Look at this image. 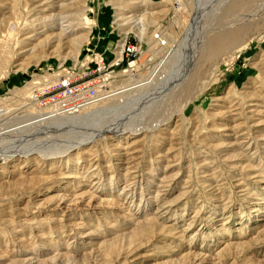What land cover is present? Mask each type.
<instances>
[{
  "label": "rangeland",
  "instance_id": "rangeland-1",
  "mask_svg": "<svg viewBox=\"0 0 264 264\" xmlns=\"http://www.w3.org/2000/svg\"><path fill=\"white\" fill-rule=\"evenodd\" d=\"M28 1L0 0L7 145L65 148L109 124L122 134L0 161V264H264V0L197 3L187 36L186 0H60L52 12L71 18L49 41L25 23ZM83 67L100 99L40 113L33 90Z\"/></svg>",
  "mask_w": 264,
  "mask_h": 264
},
{
  "label": "bare ground",
  "instance_id": "bare-ground-1",
  "mask_svg": "<svg viewBox=\"0 0 264 264\" xmlns=\"http://www.w3.org/2000/svg\"><path fill=\"white\" fill-rule=\"evenodd\" d=\"M187 1V3H189L191 6H192V4H193V6L195 7L194 8V11H195V13L193 14V18L191 19V22H190V24H189V27L186 29V30H188V32L187 31H185V35L187 36V35H189V30H190V28L191 27H195V29H197V23H198V20H199V17H200V8L199 9H196V6H197V3H199V5H202V3L205 1V0H186ZM195 1V2H194ZM221 1V0H220ZM29 2V4L30 5H27V11H28V13H29V15L27 16V18L26 19H28V18H30L31 17V19H29V20H26L27 22H25V23H31V22H35V23H38V29H37V33L38 34H41V35H43L44 37H48L49 39H48V41L51 39V37L53 36V35H55V34H53V32H49V33H47V31L48 30H53V29H59V32L61 33V31H63L64 30V28L66 27L67 28V26L69 25V23H68V19H70L71 17L69 16V15H62V14H60V13H54V12H52V9H54V8H58V7H60V6H62V4L60 3V0H29L28 1ZM27 4V3H26ZM220 4H218V6H219ZM200 7H202V6H200ZM257 13V12H256ZM255 13V14H256ZM123 18V17H122ZM124 19L127 21L128 20V23H129V21H131V20H133L134 19V16L133 15H126L125 17H124ZM139 20V19H138ZM241 20H245V19H243V18H241ZM237 23H238V21H237ZM13 28V27H12ZM202 30H204V28L202 29ZM197 32V31H196ZM193 36V35H192ZM194 36H195V32H194ZM31 36L30 35H26L25 37H23V39H21L20 40V42H22L24 45H28L29 44V38H30ZM200 37H201V35H200ZM202 37H204V36H202ZM204 38H206V37H204ZM211 39H212V41H216L217 39H218V37H214V36H212L211 37ZM47 41V42H48ZM165 43V42H164ZM163 44V43H162ZM135 66V65H134ZM167 84V83H166ZM165 84V85H166ZM169 84V83H168ZM171 84V83H170ZM148 84L146 83V86H147ZM147 88V87H146ZM142 89V88H141ZM100 92H101V90H100ZM99 92V93H100ZM142 92V91H141ZM194 92V91H193ZM134 93V92H133ZM137 93V92H136ZM140 93V92H139ZM135 95V94H134ZM99 96V97H98ZM97 97H96V99H94L92 102H91V104L90 105H92L93 103H95V102H97L99 99H100V96L101 95H98ZM139 96H141V95H139ZM146 96V95H145ZM187 96V99L188 98H190V96H188V95H186ZM126 97V96H125ZM192 97V96H191ZM128 98V97H127ZM129 98H131L130 96H129ZM133 98V97H132ZM139 98V97H138ZM138 98H137V100H138ZM123 99V98H122ZM121 100V99H120ZM125 100V99H124ZM131 100V99H130ZM129 100V101H130ZM142 100V99H141ZM114 101V100H113ZM126 101V100H125ZM134 101H136L135 99H134ZM140 101V100H139ZM139 101H137V102H139ZM131 103H132V101H131ZM90 105H87V106H90ZM123 105V104H122ZM86 106V107H87ZM86 107H83V108H86ZM80 108H76V109H71L69 112H71V111H74V112H76L77 110H79ZM105 109V107H100V108H97L96 110H94V111H92V112H90V113H87L86 115H84V116H79V115H75V114H73V115H70L68 118H64L63 120H60V119H62L61 117H58V119H59V122H62V124L61 125H52L53 126V129H58L59 130V128H61V127H66L67 125H68V123H70V124H72V126L74 125H76L77 126V124L78 123H80L79 121H85L84 119L85 118H87L88 119V117L90 118V117H95L96 115L97 116H99L100 114H101V112H103V111H106V110H104ZM73 112V113H74ZM40 113H43V114H50V113H47V112H40ZM69 114V113H68ZM78 114V113H77ZM256 114V113H255ZM58 114H56V116H57ZM40 117L42 116V115H39ZM38 115H37V117H38V119H39V121H42V118H40ZM56 116H55V114L53 115V117H51V118H54L55 120L57 119L56 118ZM96 116V117H97ZM167 116V115H166ZM169 116V115H168ZM49 117V116H48ZM95 117V118H96ZM102 117V116H101ZM8 118V117H7ZM46 118V117H45ZM167 117H164V119L163 120H165ZM47 119V118H46ZM45 119V121H47ZM75 119H77V121H74ZM168 119V118H167ZM6 120V119H5ZM4 120V121H5ZM160 120V119H159ZM2 122L1 124H0V161H10V160H8L9 158H13V157H15L16 155H19V156H24V157H26V155H29V154H32V153H34L35 155L37 154V155H40V156H42L43 158L44 157H47L48 159H51V158H58V157H62V156H64L67 152H69V151H71V150H74L75 148H77V147H80V146H86L87 144H88V141H86V140H89V139H92V137L93 136H100V135H102V133L103 132H110L111 134H115L116 135V137H119L121 134H122V131H121V129L120 128H118V127H115V126H112V125H108V126H106V127H100L98 130H96V128L93 130V132H94V134H90V135H87L84 139L85 140H81V141H79V142H77V143H75L74 145H68V146H66L65 148L62 146H59V145H56V146H58V147H54V148H41L40 146H36V145H34V146H29V144L28 143H26L25 142V144L26 145H20V143L19 142H17L16 144H14V146L13 147H11V146H9V145H7L8 143L5 141L6 140V136H9V135H12V134H14L15 133V131L13 130L15 127H16V125H8L7 123H6V121L5 122ZM44 121V122H45ZM127 121V120H126ZM131 121V120H130ZM169 121V120H168ZM87 122V121H86ZM159 122V121H158ZM164 122V121H163ZM42 123H43V121H42ZM47 123V122H46ZM105 123V122H104ZM139 122H137L136 124H134V125H132V127H130L129 128V132H130V134H137L138 132H137V130H141L142 128H144L145 126H141L142 124H138ZM161 123V122H160ZM44 124V123H43ZM42 124V126H44ZM106 124V123H105ZM113 124V123H112ZM28 125H31V126H33L32 124H28ZM144 125V124H143ZM159 125V124H158ZM157 124H153V125H150V126H148V127H150V128H156L157 126H158ZM47 126V125H46ZM45 126V127H46ZM94 126V125H93ZM126 126V125H125ZM139 126H141V127H139ZM9 127H11V128H9ZM48 127V126H47ZM82 127V126H81ZM31 129V131H32V128H30ZM48 129H50V127L48 128ZM227 129V128H226ZM29 130V129H28ZM96 130V131H95ZM48 131V130H47ZM17 132H18V130H17ZM90 133V132H89ZM16 134V133H15ZM29 134H31V132L29 133ZM79 134V133H78ZM46 135V134H45ZM104 135V134H103ZM110 135V134H109ZM26 136V135H25ZM27 136H28V133H27ZM30 136H32V134L30 135ZM115 137V138H116ZM94 139V138H93ZM32 140V139H31ZM18 141V140H17ZM25 141H26V139H25ZM28 142V141H27ZM75 142V141H74ZM35 144V143H34ZM45 150H47V151H45ZM23 159H25V158H23Z\"/></svg>",
  "mask_w": 264,
  "mask_h": 264
},
{
  "label": "built area",
  "instance_id": "built-area-1",
  "mask_svg": "<svg viewBox=\"0 0 264 264\" xmlns=\"http://www.w3.org/2000/svg\"><path fill=\"white\" fill-rule=\"evenodd\" d=\"M133 48L129 46L127 49ZM136 62V59L128 58L126 72L132 71ZM95 64L97 71L103 69V62L95 61ZM61 71L62 73L55 79L44 81L37 86L36 90H33L34 105L42 112L56 115L69 112L71 109H81L90 105L101 90V86L94 82V70H87L83 67L77 73L71 69Z\"/></svg>",
  "mask_w": 264,
  "mask_h": 264
}]
</instances>
